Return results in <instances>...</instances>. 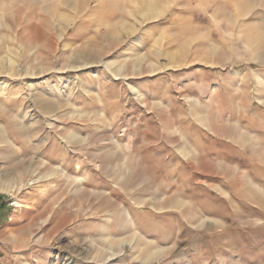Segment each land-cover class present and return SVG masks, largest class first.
Returning <instances> with one entry per match:
<instances>
[{"label":"rangeland","instance_id":"1","mask_svg":"<svg viewBox=\"0 0 264 264\" xmlns=\"http://www.w3.org/2000/svg\"><path fill=\"white\" fill-rule=\"evenodd\" d=\"M70 263L264 264V0H0V264Z\"/></svg>","mask_w":264,"mask_h":264},{"label":"bare ground","instance_id":"2","mask_svg":"<svg viewBox=\"0 0 264 264\" xmlns=\"http://www.w3.org/2000/svg\"><path fill=\"white\" fill-rule=\"evenodd\" d=\"M152 8H153V7H152ZM148 10H149V9H148ZM147 16H149V15H147ZM116 27H117V26H116ZM117 29H118V32H119V36H118V38L120 39V38H121V35L124 34V32H125L126 30H125V28H123L122 26L117 27ZM128 31H130V30H128ZM118 32H117V33H118ZM114 33H115V34H112V33H111V35H110V36H112L113 38L117 36V33H116V32H114ZM114 40H115V39H114ZM116 41H117V40H116ZM70 264H71V263H70Z\"/></svg>","mask_w":264,"mask_h":264}]
</instances>
